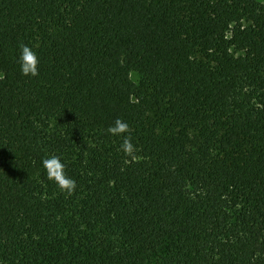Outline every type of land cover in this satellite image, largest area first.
<instances>
[{"label": "trees", "instance_id": "trees-1", "mask_svg": "<svg viewBox=\"0 0 264 264\" xmlns=\"http://www.w3.org/2000/svg\"><path fill=\"white\" fill-rule=\"evenodd\" d=\"M0 74V264H264L261 0H0Z\"/></svg>", "mask_w": 264, "mask_h": 264}, {"label": "clouds", "instance_id": "clouds-1", "mask_svg": "<svg viewBox=\"0 0 264 264\" xmlns=\"http://www.w3.org/2000/svg\"><path fill=\"white\" fill-rule=\"evenodd\" d=\"M19 48L20 55L17 63L20 65L21 74L31 77L38 76L39 59L37 53L31 47L23 43L19 45ZM3 78V74H0V79ZM107 132L112 136H122V142L119 145L120 151L126 157L134 158V154L137 150L132 143L131 129L126 121L117 118L114 124L107 128ZM41 164L46 172L47 179L53 181L61 193L71 196L75 192L76 181L65 174V165L58 156L53 155L50 158H44Z\"/></svg>", "mask_w": 264, "mask_h": 264}, {"label": "rangeland", "instance_id": "rangeland-1", "mask_svg": "<svg viewBox=\"0 0 264 264\" xmlns=\"http://www.w3.org/2000/svg\"><path fill=\"white\" fill-rule=\"evenodd\" d=\"M261 1L264 3V0H261ZM132 78H133V79H136V75L133 74V75H132Z\"/></svg>", "mask_w": 264, "mask_h": 264}]
</instances>
